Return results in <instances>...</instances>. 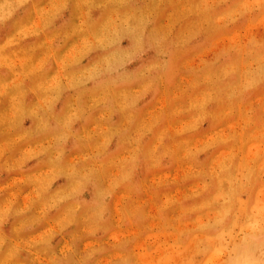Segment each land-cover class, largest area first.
<instances>
[{"label": "rangeland", "instance_id": "1", "mask_svg": "<svg viewBox=\"0 0 264 264\" xmlns=\"http://www.w3.org/2000/svg\"><path fill=\"white\" fill-rule=\"evenodd\" d=\"M264 264V0H0V264Z\"/></svg>", "mask_w": 264, "mask_h": 264}, {"label": "bare ground", "instance_id": "2", "mask_svg": "<svg viewBox=\"0 0 264 264\" xmlns=\"http://www.w3.org/2000/svg\"><path fill=\"white\" fill-rule=\"evenodd\" d=\"M238 264H240V262H238ZM241 264H243V263H241Z\"/></svg>", "mask_w": 264, "mask_h": 264}]
</instances>
